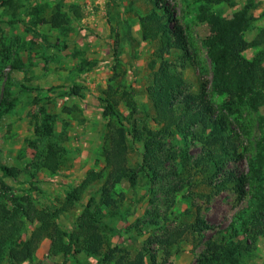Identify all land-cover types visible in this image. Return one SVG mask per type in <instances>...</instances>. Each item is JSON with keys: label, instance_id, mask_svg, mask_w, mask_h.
Instances as JSON below:
<instances>
[{"label": "rangeland", "instance_id": "1", "mask_svg": "<svg viewBox=\"0 0 264 264\" xmlns=\"http://www.w3.org/2000/svg\"><path fill=\"white\" fill-rule=\"evenodd\" d=\"M154 10L171 35L176 25L184 35L183 46L162 56L159 36H143L141 18ZM223 26L232 46L223 62L228 80L218 85L210 48ZM163 60L196 104L225 122L227 138L208 155L200 124L161 133L162 164L152 180L143 144L128 133L127 176L116 181L107 133L120 124L105 105L119 99L126 127H141L123 96L129 91L137 111L147 112L145 123L159 128L148 87ZM50 145L58 149L56 170L45 166ZM1 164L15 168L14 177L0 169L1 203L11 208L14 197L28 195L37 208L59 210L56 221L68 233L91 203L100 208L105 243L98 254L80 244L52 254V239L43 236L31 259L16 263L6 251L0 264H102L108 247L119 249L108 264H152V254L157 264H264V235L235 263L214 244L226 241L231 224L240 230L243 211L261 204L256 194L264 197V0H0ZM92 172L101 176L68 204L67 193ZM198 217L207 225L194 232ZM23 219L26 239L40 222ZM166 236L176 241H154Z\"/></svg>", "mask_w": 264, "mask_h": 264}, {"label": "trees", "instance_id": "2", "mask_svg": "<svg viewBox=\"0 0 264 264\" xmlns=\"http://www.w3.org/2000/svg\"><path fill=\"white\" fill-rule=\"evenodd\" d=\"M141 20L144 38L155 39L159 36V56H162L171 47L183 46L184 35L181 26L176 25L171 35L168 26L163 22V15L158 11L154 10L150 12L148 15L143 16ZM55 22L57 23V20ZM211 42L214 45L210 48V55L215 64L217 84L223 85L225 78L228 80L229 77L223 62L226 60L227 54L230 53L229 47L232 46L231 33L226 30V27H220ZM217 44L219 48H216ZM184 81L181 75L170 71V64L167 60H163L160 67L155 71L154 84L148 87V91L156 113L154 117L155 122L160 124V127L157 129L151 128L145 123L147 112L145 110L137 111L136 102L129 91H124L123 96L126 98L127 105L131 108V119L136 120L133 114L137 112L143 124L141 127H138L136 122H133L128 129L126 122L119 118L120 114L116 109L119 99L114 97L115 100L113 102L111 100L107 101L104 113L117 117L120 124L119 126H115L113 132L107 133V139L110 141V147L107 149V163L112 167V174L115 176L116 181L127 176L125 153L128 146V133H130L134 140L140 141L143 144L144 168L146 175L152 180L158 177L159 168L162 164L161 158L155 152L159 143L158 136L161 133L163 134L168 131L171 134L183 132L186 134L190 127L200 124L202 133L204 134L202 139L209 146L208 155H211L215 146L221 144L227 138L224 133L226 130L225 122L213 115L212 107L208 104L197 105L194 94L184 89ZM182 102L183 106H179ZM251 102L254 106L258 105L255 102V97L252 98ZM205 159L206 157H202V162ZM207 160H210V158ZM45 166L51 170H56L59 166L58 149L54 148L53 145H50L48 150ZM0 169L8 177L15 176L14 167L1 164ZM100 176L99 173L95 172L89 174L79 187L67 193V203L72 204L76 201L85 186ZM262 190L264 191V189ZM110 200L106 199V203H104L109 204ZM254 200L260 201L261 204L254 206L255 208L250 209V212H247L246 209L243 211L246 215H242L239 218L241 224L240 230L231 224L228 235L222 236V239L225 238L226 241L223 243L215 241L214 243L216 247L223 248L226 255L234 263L238 261L239 254L251 252L257 235H264V197H262V193L256 194ZM13 201L14 204L11 208L0 202V258L7 251L10 260L13 262L20 263L31 259L43 236L51 237L50 251L52 254L67 253L72 246L75 247L78 244L88 251V253H101L105 240L100 231V208L93 210L92 204L88 203L79 217L77 228L73 232L68 233L56 221L59 210L37 208L33 205L28 195L14 197ZM23 215L25 218H35L40 222V225L36 226L31 235L26 239L19 236L25 223ZM191 225L192 230L195 232L206 228L207 223L198 217ZM242 235L245 237H241ZM17 237L18 239L15 241ZM249 238L252 239L247 241ZM13 241L15 242L10 244ZM154 241L167 246L174 243L176 238L166 236L157 238ZM116 250L119 249L117 247H108L99 262L108 264L113 259L114 251ZM141 261L138 260L137 263L142 264ZM151 261L152 264H157L155 254H152ZM116 264L119 263L116 262Z\"/></svg>", "mask_w": 264, "mask_h": 264}]
</instances>
